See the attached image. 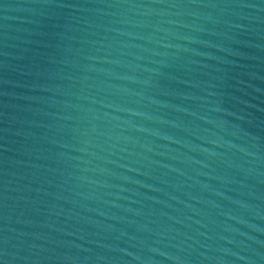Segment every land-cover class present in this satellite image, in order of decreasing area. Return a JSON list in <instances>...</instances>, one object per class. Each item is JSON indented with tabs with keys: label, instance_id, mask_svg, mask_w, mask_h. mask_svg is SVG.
<instances>
[{
	"label": "water",
	"instance_id": "1",
	"mask_svg": "<svg viewBox=\"0 0 264 264\" xmlns=\"http://www.w3.org/2000/svg\"><path fill=\"white\" fill-rule=\"evenodd\" d=\"M0 264H264V0H0Z\"/></svg>",
	"mask_w": 264,
	"mask_h": 264
}]
</instances>
